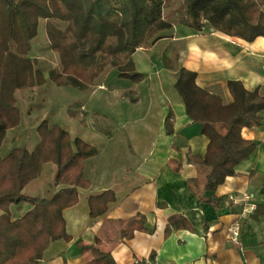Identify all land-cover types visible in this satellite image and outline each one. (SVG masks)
Listing matches in <instances>:
<instances>
[{
	"label": "trees",
	"instance_id": "16d2710c",
	"mask_svg": "<svg viewBox=\"0 0 264 264\" xmlns=\"http://www.w3.org/2000/svg\"><path fill=\"white\" fill-rule=\"evenodd\" d=\"M173 0H0V149L7 132L20 123L15 93L26 87L45 85L43 75L34 69L36 61L28 57L30 43L37 36L40 20L49 49L59 57L61 72L49 71L48 79L57 87L88 89L94 81L112 67L119 79L133 84L143 81L136 70L134 53L147 48L159 32L170 30L172 24L164 17ZM184 16L179 25L200 32L204 26L228 37L251 43L264 39V0H180ZM66 25L58 29L53 22ZM166 62V58H163ZM196 73L178 69L173 88L181 98L187 117L199 126L198 133L207 138L203 155L186 154V163L206 170L201 204L217 207L225 197L215 196L217 186L227 177L237 175L236 167L256 149L257 143L242 137V129L259 127L264 112V95L258 89L246 90L239 81H228L232 102L196 84ZM131 103L134 93L127 94ZM73 106H78L74 104ZM70 117L76 113L67 111ZM37 144L28 149L13 148L6 156L0 154V264H41L51 243H70L63 212L78 204L79 189H89L84 177L85 161L96 157L97 149L70 134L58 125L42 121L35 127ZM167 135L173 134V114L168 112ZM56 167L53 188L48 198L29 197L24 187L41 175L42 166ZM175 173L182 161L169 160ZM251 175V174H250ZM190 186V181L188 182ZM111 190L87 199L89 217L100 218L108 205L115 203ZM27 204L30 209L13 219L10 207ZM164 208L165 204H157ZM261 209V210H259ZM257 206L253 218L262 215ZM146 217L137 214L128 220L109 221L96 235L92 244L76 242L78 254L90 256L87 264H116L109 252L102 250V235L115 231L120 240H131L134 232H145ZM193 232L182 216L167 219L164 238L173 231ZM150 255V259L152 258ZM137 264H145L138 262Z\"/></svg>",
	"mask_w": 264,
	"mask_h": 264
},
{
	"label": "crops",
	"instance_id": "0c3cea01",
	"mask_svg": "<svg viewBox=\"0 0 264 264\" xmlns=\"http://www.w3.org/2000/svg\"><path fill=\"white\" fill-rule=\"evenodd\" d=\"M188 30L186 28V33ZM149 51L139 57L146 70L143 81L138 84L125 81L129 89L121 94V104L116 105L121 113L117 122L124 131L122 139L126 142L128 160L120 163L119 175L114 171L117 166L111 156L100 160L98 150L96 157L85 161L84 177L90 187L79 189L78 204L63 212L72 241L51 243L41 264H87L90 256L78 254L76 242L80 239L84 244H92L105 223L125 221L137 214L146 217L145 232L136 231L127 241L118 239L111 230L102 235V250L109 252L116 264H264V211L257 219L253 218L255 208L264 207V112L259 127L241 131L244 139L257 143V149L236 167L237 175L225 178L217 186L215 196L225 197V200L217 207L204 205L199 203L198 197L205 196L206 170L187 164L186 154L203 155L208 140L199 135V126L187 117L186 107L173 88L178 69L185 68L196 73V84L200 88L219 96L224 104L232 102L228 81H239L246 90L258 89L264 95V39L259 37L248 43L216 33L205 40L191 41L182 59L174 63L168 54L164 62V57L156 60L147 56ZM138 55L135 52L133 59L136 70L141 73L135 60ZM130 93H134V103L129 101L127 94ZM76 103L79 111L86 113L85 118L79 114L83 123L89 118V112L82 103ZM169 111L173 114L172 135H167L164 128ZM127 124L133 127L134 135L125 131ZM18 128L8 131L5 141L8 133L15 136ZM76 137L95 147L91 137L73 138ZM136 139L139 141L135 143ZM13 140L11 137L9 143ZM5 141L0 149L3 157L14 148ZM37 141L32 139L33 147ZM106 143L110 146L111 136ZM169 160L182 161L179 173L173 171ZM45 167L54 178L56 167L44 164L40 177L24 187V195L48 198L57 191L52 178L41 195L39 181ZM106 170L114 171L111 180H106ZM108 190L114 193L115 203L108 205L104 216L92 220L87 199ZM157 204H165V207L158 208ZM29 209V205L21 203L11 206L10 212L12 218L17 219ZM172 215L184 217L193 232L173 231L165 239L164 229ZM235 227L238 228L236 236L231 234Z\"/></svg>",
	"mask_w": 264,
	"mask_h": 264
},
{
	"label": "rangeland",
	"instance_id": "374dc122",
	"mask_svg": "<svg viewBox=\"0 0 264 264\" xmlns=\"http://www.w3.org/2000/svg\"><path fill=\"white\" fill-rule=\"evenodd\" d=\"M183 16L182 2L180 0H173L172 4L164 10V17L172 24V28L159 32L148 42L147 48H141L136 51L139 55L136 56L135 60L143 75L146 73V70L142 67L139 57H142V53L145 54V51L151 50L146 55H151L156 60L162 59V57L168 54L170 61L174 63L182 59L184 51L188 50L191 41L205 40L219 33L209 26H204L198 33L193 30H188L189 33H186V28L179 25ZM45 24L46 21H39L37 36L31 41L28 53V57L36 61L34 69L43 75L46 81L45 85L26 87L16 91V107L20 113L22 127L18 128L19 125L15 127L18 128L15 136H11L12 133H8V141L6 140L5 143L8 146L13 145L14 148L25 147L32 149L34 145L32 139H38L35 127L42 121H47L52 126L50 124L52 122L67 131L72 138L79 136L94 139L95 147L101 153L100 160L105 161L111 156V160L117 166L114 171L117 170L116 175H119V170H121V167H119L121 166L120 163L128 160V153L126 142L122 139L124 131H121L118 126L117 121L121 113L118 111V108L116 109V105L118 103L121 104V94L129 89L128 85L124 83L128 81L119 79L115 69L109 66L84 91L70 86L57 87L49 81L48 73L51 70L60 73L62 67L57 54L49 49L46 33L43 29ZM53 25L60 30H64L66 27L64 23L57 21L53 22ZM76 102L82 103L86 111L89 112V118L83 123L80 122L79 114L81 111H79V105L73 106L77 104ZM68 110L76 113L78 118L77 116L70 117L67 113ZM81 114L83 118L86 117L85 112ZM125 131L129 135H134L133 127L128 124L125 127ZM105 136H111L110 146L106 145L108 143H106L107 137ZM11 137L14 139V142L9 143ZM138 141L136 139L135 143ZM6 149L7 146L3 148L2 152L4 153ZM114 171L109 172L106 170V180L112 179L111 173ZM52 178L49 169L45 167L39 181L41 195H44L48 189V184L51 183Z\"/></svg>",
	"mask_w": 264,
	"mask_h": 264
},
{
	"label": "built area",
	"instance_id": "2783aa9c",
	"mask_svg": "<svg viewBox=\"0 0 264 264\" xmlns=\"http://www.w3.org/2000/svg\"><path fill=\"white\" fill-rule=\"evenodd\" d=\"M252 209H254V207H252ZM237 229H238V228H236V227L233 228V229L231 230V234L234 235V236H236V235H237Z\"/></svg>",
	"mask_w": 264,
	"mask_h": 264
}]
</instances>
